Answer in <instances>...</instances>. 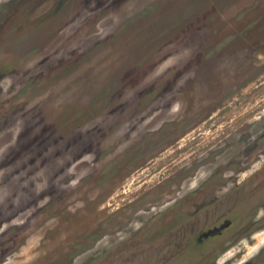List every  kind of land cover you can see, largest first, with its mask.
Wrapping results in <instances>:
<instances>
[{"label": "rangeland", "instance_id": "1", "mask_svg": "<svg viewBox=\"0 0 264 264\" xmlns=\"http://www.w3.org/2000/svg\"><path fill=\"white\" fill-rule=\"evenodd\" d=\"M224 221L170 264H264V0H0V264Z\"/></svg>", "mask_w": 264, "mask_h": 264}, {"label": "flooded vegetation", "instance_id": "2", "mask_svg": "<svg viewBox=\"0 0 264 264\" xmlns=\"http://www.w3.org/2000/svg\"><path fill=\"white\" fill-rule=\"evenodd\" d=\"M223 223L224 222H222L219 226H212L211 228H201L199 230H196V232H192V233L181 232L182 228H173V230H180V232H172L173 237H170V233H167V232L164 233L163 232L162 233L163 238L160 240V242L148 243L145 245L146 246L145 248L150 250V252H151L150 256H153L154 258L160 257V256L162 257V258H160L161 261L157 264H170V262H173V261L181 258L182 255H184V256L188 255L189 250H188V248H186L187 243L182 244V242H180V241H182V240L185 241L186 239L190 240V238L193 239L194 245L195 244L200 245L203 243V241H206L209 239H214L215 242L213 243V245L215 246V248H217L216 251H218V249H220L226 245L227 238H226L224 232L228 227L220 229L219 232L217 234H214V235H210L209 232L211 230L219 228ZM188 230H191V228H189ZM154 245H156L159 248L154 247ZM151 247H154L155 249H153ZM129 249H132L131 244H129L124 249V251H126V250L128 251ZM199 249H196L194 251V254H196V252H198V254H196V256L198 255V261L203 256L204 257L202 260H205V259L208 260V259L212 258V255L210 256V254H211V251L213 252V250H209V253L206 252V254H205L202 251L200 252ZM148 250H146V252H148V254H145L146 253L145 250L143 252L140 251V253H143V256L139 258L140 264H147V262H145V261H147L146 259L149 258V254H150ZM191 254H192L191 257L195 256V255H193V253H191ZM219 254H214V255L218 257ZM135 256H136V254L132 253L131 259L121 258L122 256H119L118 259L121 263L126 264V263L132 262L134 260L133 258ZM143 257H145V258H143ZM115 259H117V258H115ZM200 263L198 262L197 264H200Z\"/></svg>", "mask_w": 264, "mask_h": 264}, {"label": "water", "instance_id": "3", "mask_svg": "<svg viewBox=\"0 0 264 264\" xmlns=\"http://www.w3.org/2000/svg\"><path fill=\"white\" fill-rule=\"evenodd\" d=\"M229 226V222L228 221H224V223L219 227V228H216L214 230H211L209 232L210 235H214V234H217L219 232L220 229H223L225 227Z\"/></svg>", "mask_w": 264, "mask_h": 264}]
</instances>
